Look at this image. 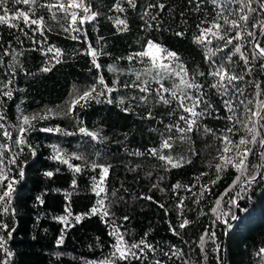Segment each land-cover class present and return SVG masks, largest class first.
<instances>
[{
  "label": "snow or ice",
  "instance_id": "snow-or-ice-1",
  "mask_svg": "<svg viewBox=\"0 0 264 264\" xmlns=\"http://www.w3.org/2000/svg\"><path fill=\"white\" fill-rule=\"evenodd\" d=\"M209 4L212 6L210 11L207 9ZM20 5L25 7H18ZM186 5L190 11L202 13V17L195 23L196 33L192 35V42L206 49L204 61L208 65L207 72L199 68L190 72L176 51L164 47L154 39H139L136 41L140 45L139 50L116 58L128 62L129 67L126 70L118 69L114 64L107 66L109 72L117 74L109 85L101 71L103 65L99 62L101 55L109 53L103 51V46L99 49L94 47L84 28L86 23L96 21L102 14L93 10L91 3L86 0H0V26L18 30L33 44L39 46L30 51H39L45 57L39 72L49 73L56 65L65 62V50L54 43H49L47 35L58 26L67 34L68 39L87 45L74 54L90 57V63L98 73L95 82L82 91L73 86L75 94H69L70 99L65 102V109L57 111L47 108L41 112L26 114L17 105L16 123H12L6 114L7 101H13L16 91H24L14 87V82L19 73L25 75L35 73L28 72L19 59L25 50L16 49L11 40L5 42L0 35V70H3V76L6 77L0 79V254H2L0 264H11L14 253L8 244L16 231L15 226H10L3 217L9 215L15 217L13 200L17 191L16 186L25 177V167L28 163L26 151L32 158L37 156V147L29 140L30 134L39 131L64 137L79 135L95 142L91 145L93 148L97 144L106 145L110 138L98 130H90L78 114V109H85L93 102L109 105L115 103L125 114H133L141 120L162 125L161 128H148L149 132L158 135L157 146L148 147L144 151L139 148L134 150L125 148V151L129 156L155 158L162 162L160 166L165 171L180 169L193 163L191 157L199 155L195 147L197 135L211 136L217 140L219 143L213 157L215 163L211 160L208 162V167L215 170V179L209 183L199 184L209 175L208 172L201 171L195 177L196 183L182 185L177 182L171 186V191L177 194V190L184 189L196 197L193 203L199 204L205 193L211 194L213 187L223 179L222 174L229 169L233 170L235 176L232 182L215 199V206L210 210L215 217L213 224H223L229 230L232 228L231 221L238 219L233 209L240 208V201L245 199L253 185L264 182V80L255 78L264 74V0H186ZM139 7L142 11L137 12L138 0H114L108 11L119 15L108 16L107 19L112 21L117 33L130 32L127 13L132 10L137 12L139 20L142 21L139 30L146 35L153 31L171 30V24L165 27L167 21L162 14L167 10L169 17L174 20L175 5L168 6L162 0H149ZM40 10H46L47 20L45 15H38ZM178 15L183 18L180 23L187 25L184 10ZM49 20L54 24H49ZM26 28L31 31V35ZM186 33L187 28H183L175 31L174 35L182 38ZM37 34L41 39L35 38ZM103 40L104 37L97 36L96 43L100 44ZM15 41L20 45L24 43L19 35L15 37ZM210 45L214 47H209ZM5 57L11 59L6 62ZM135 65L141 67L137 68ZM121 76L131 79L121 81ZM205 77L211 78L212 82L208 87L215 90L227 115H221L220 109L208 99L205 83L200 79ZM168 81L171 83H166ZM249 88L253 89L251 96L247 94ZM122 89L130 90L133 94L128 96L127 100L125 96L114 98L113 93ZM155 106H162L166 112H154ZM141 107L144 111L137 112ZM165 116L168 122H165ZM57 117L71 119L74 130L60 125L37 127L38 124ZM208 119L224 123L221 127L214 128L206 123ZM241 131L243 134L234 139ZM13 132L16 133L15 137ZM124 135L127 139V133ZM178 143L187 146L186 151L189 155L174 154ZM49 147L51 155L48 159L67 165L73 172L74 178L71 182L73 189L77 187L75 179L77 174L85 168H90L93 172L99 169L98 178L93 176L91 185L97 200L87 213L73 215L71 193H64L65 200L68 201L64 209L65 215L54 218L64 225L56 239V247L64 244L67 229L85 218L99 216L103 223L111 227L108 235L113 237L115 242L111 245L112 251L108 256L99 261H87L86 264H133L134 261L145 264L149 254L155 257L157 247L148 242L147 233L139 241L129 242L120 230L122 226L117 225L112 218L114 216L110 212L112 201L109 200L107 187L112 165L89 160L83 153L68 154L56 144ZM95 154L99 156L100 150ZM73 160L82 161L83 164H73L71 162ZM140 168L141 165L137 164L129 171L136 172ZM54 174L53 171L43 173L48 178H52ZM145 175L150 178L152 172L148 171ZM163 179L161 176L157 182L152 183L149 191L156 189L164 192L165 189L160 187V181ZM197 184L200 189L198 195L193 192ZM118 192L119 190H113L111 197H117ZM233 192L235 195H232ZM139 199L155 203L164 209L165 215H168L165 204L154 200L153 196L142 194ZM185 199L180 198L175 204L177 221L175 223L168 221V228L173 236L180 237L183 230L193 223L185 214L187 207ZM119 200L123 201L124 197L119 196ZM36 201L41 206L45 203L43 195L37 196ZM200 214L207 215L203 210ZM122 219L127 221L129 217L123 216ZM217 240L214 229L206 228L199 237L197 247L204 264H207L209 258L207 249L209 243L213 245L211 251L216 254V264H225L220 255L221 245ZM160 252L167 260L156 258L152 260V264H168L173 259L181 261L182 264H190V261L185 259L184 251L176 245H172L168 251L161 249ZM54 255L58 258L63 253L57 252ZM252 255L257 258L256 264H264V246L259 247Z\"/></svg>",
  "mask_w": 264,
  "mask_h": 264
},
{
  "label": "trees",
  "instance_id": "trees-1",
  "mask_svg": "<svg viewBox=\"0 0 264 264\" xmlns=\"http://www.w3.org/2000/svg\"><path fill=\"white\" fill-rule=\"evenodd\" d=\"M86 2L92 4L93 10L102 13L96 21L86 23L84 28L93 46L98 49L103 46V51L109 53V55H101L99 58V62L103 65L101 71L109 85L117 74L109 72L107 66L114 64L118 69L126 70L129 67L128 62L116 58L127 56L129 52L139 50L140 45L136 43L139 39H154L164 47L176 51L190 72L197 68L207 72L208 65L204 61L206 49L192 42V35L196 33L195 23L202 17V13L190 11L189 6L186 5V0H162L168 6H176L173 14L174 20L169 17L167 10L162 14L167 21L165 27L171 24V30L153 31L147 35L139 30L142 21L139 20L137 12L142 11L139 5L146 4L149 0H138L137 12L128 11L127 16L131 31L127 33H117L112 21L107 19L108 16L119 15L108 11L114 0H86ZM18 7L24 8L25 6L20 5ZM211 7L210 4L207 5L209 11ZM181 10L185 12L187 25L180 23L183 18L178 13ZM39 14L45 15V19H48L46 10H40ZM48 22L54 24L50 20ZM183 28H187L184 37L174 35L175 31ZM25 30L29 31V35H31L30 30L27 28ZM0 35L3 36L5 42L11 40L16 49L25 50L24 55L19 59L28 72L35 73V75L19 73L14 82V87L24 89V91H16L13 101H7L6 114L12 123H16L17 105L26 114L41 112L47 108L61 111L65 109V102L70 99L69 94H75L74 85L82 91L93 84L97 78L98 73L91 65L90 57L74 54V52L78 53L86 48L87 45L68 39L67 34L63 33L58 26L47 35L49 43H54L65 50V62L56 65L49 73L39 72L45 57L39 51H30L32 48H38V45L33 44L18 30L8 29L4 26H0ZM17 35L24 41L23 45L16 43L15 37ZM97 36L104 37L100 44L96 43ZM35 38L41 39L39 34ZM214 45L209 47H214ZM10 59V57H5L6 62ZM135 66L141 67L140 65ZM255 78L264 80V74ZM0 79H6L3 76V70H0ZM120 79L124 81L131 79V77L121 76ZM200 79L201 82L205 83L208 99L220 109L221 115H227L223 111L220 98L215 94V90L208 87L212 82L211 78ZM166 83L170 84L171 82ZM252 92L253 89L249 88L247 94L251 96ZM132 94L130 90L122 89L120 92L113 93V97L118 99L120 96H125L127 100V97ZM142 111H144L143 107L137 109V112ZM153 111L161 113L166 112V109L162 106H155ZM78 114L90 130H98L110 139L106 145L97 144L93 148L91 145L95 142L79 135L64 137L39 131L30 134L29 140L33 146L37 147V156L32 158L26 151L28 163L25 167V177L16 186L17 191L14 194L15 217L10 215L3 217L10 226L14 225L16 228L8 244L14 253L11 264H86L87 261H99L112 251L111 245L115 241L113 237L108 235L111 227L103 223L99 216L85 218L80 223L75 224L74 227L67 229L64 244L59 248L56 247V239L60 236L64 225L54 218L65 215L64 209L68 201L65 200L64 193H71L70 201L73 215L87 213L97 200L91 190V185L92 177L97 176L98 178L99 169L93 172L90 168H85L80 174H77L75 176L77 187L73 189L71 187L74 178L73 172L69 170L67 165L48 159L51 155L49 145L52 144L58 145L68 154L83 153L89 160L112 165L107 179L109 200L112 201L110 212L114 214L112 218L116 224L122 226L120 230L125 234L126 240L129 242L139 241L147 233L148 242L157 247L155 257L149 254V259L145 261V264H152V260L156 258L167 260V257L161 255L160 250L168 251L172 245H176L184 251L185 259H188L190 264H204L197 244L199 237L206 228L216 231L217 242L222 249L220 255L225 264H256L257 258L252 254L259 247L264 246V182L253 185L245 199L240 201V208L233 209L238 219L231 221L232 228L230 230L226 229L223 224H213L215 217L210 210L215 206V199L232 182L235 176L233 170L229 169L223 173V179L213 187L211 194L205 193L199 204L193 203L196 197L184 189L177 190V194L171 191V186L177 182L182 185L196 183L195 177L201 171H206L209 175L204 177L199 184L209 183L210 180L215 179V170L208 167V162L211 160L215 163L213 157L219 143L217 140L211 136L197 135L195 147L199 155L191 157L193 163L180 169L165 171L160 166L162 162L155 158L129 156L125 151V148L128 150L139 148L144 151L148 147L157 146L159 137L156 133L149 132L148 128H161L162 125L141 120L133 114H125L115 103L109 105L93 102L85 109H78ZM165 122H168L167 116H165ZM206 123L214 128H219L224 122L208 119ZM55 125L74 130L71 119L59 117L44 121L37 127ZM125 133H127V139H125ZM241 134H243L242 131L234 139H238ZM15 135L16 133L13 132L14 137ZM186 147V145L178 143L174 154L189 155ZM97 150H100L99 156L95 154ZM71 162L83 164L82 161L77 160ZM137 164L141 165L140 169L136 172L129 171ZM45 171H53L55 174L52 178H48L43 175ZM148 171L152 172L150 178L145 175ZM161 176L164 179L160 181V187L164 188L165 191L160 192L156 189L149 191L151 184L157 182ZM199 184L193 189L197 195L200 190ZM113 190H119L115 198L111 197ZM142 194L151 195L154 200L164 203L168 209V215H165L164 209L159 208L155 203L139 199ZM40 195H43L45 201L42 206L36 201V197ZM121 195L124 197L123 201L119 200ZM232 195H235V192ZM180 198H186L185 214L193 223L183 230L180 237H177L169 231L168 221L171 220L174 223L177 221L175 204ZM225 199L227 200V198ZM201 210L207 215H201ZM123 216H128L129 219L124 221ZM73 223L75 222L73 221ZM185 241L187 243H184ZM212 247L211 243L207 246L209 253L207 264H216V254L211 251ZM57 252L63 253V255L57 258L54 255ZM133 264H139V262L134 261ZM168 264H182V262L173 259Z\"/></svg>",
  "mask_w": 264,
  "mask_h": 264
}]
</instances>
